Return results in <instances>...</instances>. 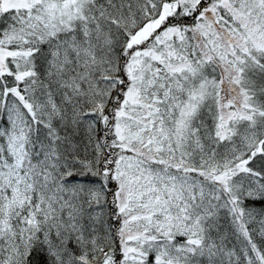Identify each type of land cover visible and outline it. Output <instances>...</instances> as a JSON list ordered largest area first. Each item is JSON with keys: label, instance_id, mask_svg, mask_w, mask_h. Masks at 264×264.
Here are the masks:
<instances>
[{"label": "snow or ice", "instance_id": "6c2138e0", "mask_svg": "<svg viewBox=\"0 0 264 264\" xmlns=\"http://www.w3.org/2000/svg\"><path fill=\"white\" fill-rule=\"evenodd\" d=\"M0 264H264V0H0Z\"/></svg>", "mask_w": 264, "mask_h": 264}]
</instances>
